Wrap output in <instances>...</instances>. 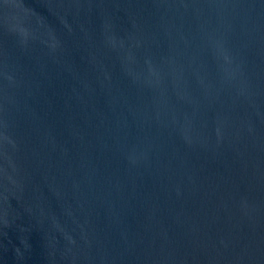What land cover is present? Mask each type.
<instances>
[{"label": "water", "instance_id": "1", "mask_svg": "<svg viewBox=\"0 0 264 264\" xmlns=\"http://www.w3.org/2000/svg\"><path fill=\"white\" fill-rule=\"evenodd\" d=\"M0 264H264V0H0Z\"/></svg>", "mask_w": 264, "mask_h": 264}]
</instances>
